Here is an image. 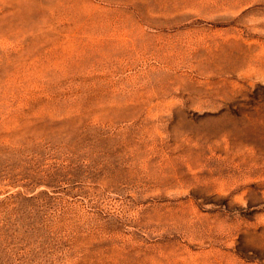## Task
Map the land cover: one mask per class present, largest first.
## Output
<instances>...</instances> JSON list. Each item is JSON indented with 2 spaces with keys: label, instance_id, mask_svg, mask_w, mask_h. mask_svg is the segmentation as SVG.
Wrapping results in <instances>:
<instances>
[{
  "label": "rangeland",
  "instance_id": "obj_1",
  "mask_svg": "<svg viewBox=\"0 0 264 264\" xmlns=\"http://www.w3.org/2000/svg\"><path fill=\"white\" fill-rule=\"evenodd\" d=\"M0 264H264V0H0Z\"/></svg>",
  "mask_w": 264,
  "mask_h": 264
}]
</instances>
